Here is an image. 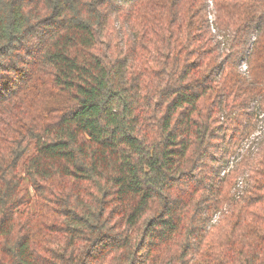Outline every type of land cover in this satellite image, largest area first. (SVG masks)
<instances>
[{
	"label": "trees",
	"instance_id": "16d2710c",
	"mask_svg": "<svg viewBox=\"0 0 264 264\" xmlns=\"http://www.w3.org/2000/svg\"><path fill=\"white\" fill-rule=\"evenodd\" d=\"M0 264H264V0H0Z\"/></svg>",
	"mask_w": 264,
	"mask_h": 264
}]
</instances>
